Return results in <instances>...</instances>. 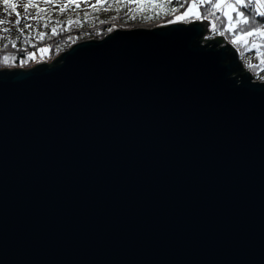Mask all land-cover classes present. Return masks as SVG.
<instances>
[{
  "label": "water",
  "instance_id": "water-1",
  "mask_svg": "<svg viewBox=\"0 0 264 264\" xmlns=\"http://www.w3.org/2000/svg\"><path fill=\"white\" fill-rule=\"evenodd\" d=\"M209 26L0 69V264H264V83Z\"/></svg>",
  "mask_w": 264,
  "mask_h": 264
},
{
  "label": "rangeland",
  "instance_id": "rangeland-1",
  "mask_svg": "<svg viewBox=\"0 0 264 264\" xmlns=\"http://www.w3.org/2000/svg\"><path fill=\"white\" fill-rule=\"evenodd\" d=\"M243 1L239 0V3L242 4ZM249 1L257 7L262 5L259 0ZM170 2L171 0H0V50L4 44L16 40L19 35H39L42 40H47L49 33L63 24L69 28L76 26V44L102 40L115 30H151L171 23L187 24L190 19L200 15L198 4L205 5L210 10L221 9L228 16L236 8L233 10L226 5L237 4V0H197L189 2L185 9L176 15L167 11ZM213 5L221 7L215 8ZM260 10L264 11V8ZM157 19L164 20L162 25L143 27L142 23ZM200 19L203 18L193 21ZM103 27L106 29L101 32L102 36L94 32V29ZM260 29L264 30V27ZM252 32L253 36L264 40V35L256 33L255 30ZM14 45L17 46L16 43ZM253 47L254 54L248 53L239 60L245 63L244 69L249 74L247 67L260 63L262 66L250 76L253 81L264 83V56H259L260 44L256 43Z\"/></svg>",
  "mask_w": 264,
  "mask_h": 264
},
{
  "label": "trees",
  "instance_id": "trees-1",
  "mask_svg": "<svg viewBox=\"0 0 264 264\" xmlns=\"http://www.w3.org/2000/svg\"><path fill=\"white\" fill-rule=\"evenodd\" d=\"M197 0H171L167 11L178 15L182 12L189 2ZM253 4L249 0H244L242 4ZM200 15L193 17L189 22L203 18L210 23L209 28L213 29V35L221 37L237 52L238 58L252 53L254 54V45L260 44V57L264 56V40L248 35L256 28L264 27L260 21L264 17L255 15L253 8H238L228 16L220 10H210L207 6L198 4ZM242 12L243 19L247 24L240 23L236 18V13ZM115 21L114 19H111ZM159 20V19H157ZM255 21V23H253ZM154 22V21H153ZM106 27L94 29L95 33L102 36V31ZM76 26L66 27L65 24L49 33L47 40H42L39 35H19L16 40L8 41L0 50V69H27L38 63L49 64L59 53L73 45L77 39ZM17 44L15 46L14 44ZM245 67V63H242ZM262 65L260 63L247 67L252 76Z\"/></svg>",
  "mask_w": 264,
  "mask_h": 264
},
{
  "label": "snow or ice",
  "instance_id": "snow-or-ice-1",
  "mask_svg": "<svg viewBox=\"0 0 264 264\" xmlns=\"http://www.w3.org/2000/svg\"><path fill=\"white\" fill-rule=\"evenodd\" d=\"M213 7H215V8H219V7H221V6H220V5H213ZM226 7L233 8V10H235L236 7L241 8V9L246 8V7H248V8H253V9H255V15H257V16H261V17H264V11H261V10H260L261 8H264V5H260L259 7H257V6L254 5V4H251V3L245 5V4H241V3H239V0H237V4H236L235 6H232V5H226ZM242 17H243V13H242V12H237V13H236V18H237V20H238L240 23H242V24H247L248 21H247V20H244ZM17 23H19V21H17ZM253 23H255V21H253ZM260 23L264 24V20L260 21ZM255 32H256V33H259L260 35H264V30H261L260 28H256V29H255ZM252 34H253V32H249V33H248V35H252Z\"/></svg>",
  "mask_w": 264,
  "mask_h": 264
},
{
  "label": "built area",
  "instance_id": "built-area-1",
  "mask_svg": "<svg viewBox=\"0 0 264 264\" xmlns=\"http://www.w3.org/2000/svg\"><path fill=\"white\" fill-rule=\"evenodd\" d=\"M163 22H164V20L159 19V20L154 21V22H147V23H142V24H144V25H149V26H151V28H152V27H153V24H160V25H162ZM162 26H164V25H162ZM143 27H144V26H143Z\"/></svg>",
  "mask_w": 264,
  "mask_h": 264
},
{
  "label": "bare ground",
  "instance_id": "bare-ground-1",
  "mask_svg": "<svg viewBox=\"0 0 264 264\" xmlns=\"http://www.w3.org/2000/svg\"><path fill=\"white\" fill-rule=\"evenodd\" d=\"M144 28H151V26H149V25H144Z\"/></svg>",
  "mask_w": 264,
  "mask_h": 264
}]
</instances>
